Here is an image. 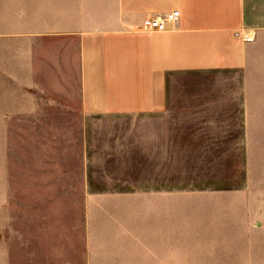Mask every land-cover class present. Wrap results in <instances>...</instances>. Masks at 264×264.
Wrapping results in <instances>:
<instances>
[{
	"label": "rangeland",
	"instance_id": "374dc122",
	"mask_svg": "<svg viewBox=\"0 0 264 264\" xmlns=\"http://www.w3.org/2000/svg\"><path fill=\"white\" fill-rule=\"evenodd\" d=\"M20 49L0 0V264L8 218L12 264H264V45L247 150H175L162 199L149 189L147 131L86 124L78 94L21 87Z\"/></svg>",
	"mask_w": 264,
	"mask_h": 264
},
{
	"label": "crops",
	"instance_id": "0c3cea01",
	"mask_svg": "<svg viewBox=\"0 0 264 264\" xmlns=\"http://www.w3.org/2000/svg\"><path fill=\"white\" fill-rule=\"evenodd\" d=\"M174 10L180 16L166 30L143 27ZM12 40L24 57L21 87L78 94L86 124L132 121L134 135L147 131L156 199L172 192L175 150H247L264 0H8ZM10 228L8 218V264Z\"/></svg>",
	"mask_w": 264,
	"mask_h": 264
},
{
	"label": "built area",
	"instance_id": "2783aa9c",
	"mask_svg": "<svg viewBox=\"0 0 264 264\" xmlns=\"http://www.w3.org/2000/svg\"><path fill=\"white\" fill-rule=\"evenodd\" d=\"M180 16L179 10H174L165 15L147 16L143 20V27L148 30H166L170 24L177 21Z\"/></svg>",
	"mask_w": 264,
	"mask_h": 264
}]
</instances>
